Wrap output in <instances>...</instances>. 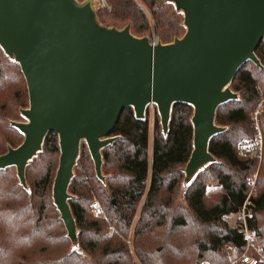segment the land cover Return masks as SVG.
<instances>
[{
  "label": "trees",
  "instance_id": "16d2710c",
  "mask_svg": "<svg viewBox=\"0 0 264 264\" xmlns=\"http://www.w3.org/2000/svg\"><path fill=\"white\" fill-rule=\"evenodd\" d=\"M108 2L111 9L102 7L103 15L131 21L138 37L155 32L170 43L183 29L184 18L168 0ZM256 54L262 66L244 63L230 84L239 97L217 110L215 122L225 129L210 141L215 161L187 183L182 203L177 196L193 150V106L183 102L174 104L168 132L158 115L151 119L150 109L141 119L133 107L125 108L111 133L117 139L102 149L104 181L96 175L88 146L81 144L69 186L77 248L53 198L57 133L47 134L40 155L26 167L27 187L15 166L1 169L0 264H231L246 241L227 217L248 199V228L264 251V153L261 161L238 155L240 143L253 135L251 113L264 92V39ZM28 100L20 64L0 46V154L24 141L12 122L21 121ZM261 124L264 133V114ZM95 201L106 216L95 212Z\"/></svg>",
  "mask_w": 264,
  "mask_h": 264
},
{
  "label": "water",
  "instance_id": "95a60500",
  "mask_svg": "<svg viewBox=\"0 0 264 264\" xmlns=\"http://www.w3.org/2000/svg\"><path fill=\"white\" fill-rule=\"evenodd\" d=\"M184 14L186 32L170 43L153 44L100 22L93 0H0V46L24 73L29 107L14 121L25 136L0 154V170L15 166L27 187L26 167L57 133L59 166L53 198L67 235L77 245L78 229L69 200L74 167L85 142L96 175H103L102 149L112 144L123 110L145 118L156 104L164 132L173 106H193V150L185 167L187 184L215 161L211 139L220 105L239 97L230 88L247 61L262 66L256 49L264 39V0H168Z\"/></svg>",
  "mask_w": 264,
  "mask_h": 264
},
{
  "label": "built area",
  "instance_id": "2783aa9c",
  "mask_svg": "<svg viewBox=\"0 0 264 264\" xmlns=\"http://www.w3.org/2000/svg\"><path fill=\"white\" fill-rule=\"evenodd\" d=\"M99 1L103 8H111L107 0ZM150 39L153 44L159 42L155 37ZM263 114L264 92L261 91V95L251 113V123L254 131L253 135L251 138H247L240 143L238 147L239 156L243 158L257 159L258 161L262 160L264 153V133L261 124V117ZM250 204L251 201L248 199L243 208L237 212L239 214L240 222L235 227H238L239 231L243 234L246 241V249L239 257L234 259L231 264H264V251L255 245V234L248 228L247 224V218L251 215V208L248 207ZM93 208L97 214H105L104 208L99 201L93 202ZM227 248L232 250L233 246H228Z\"/></svg>",
  "mask_w": 264,
  "mask_h": 264
},
{
  "label": "rangeland",
  "instance_id": "374dc122",
  "mask_svg": "<svg viewBox=\"0 0 264 264\" xmlns=\"http://www.w3.org/2000/svg\"><path fill=\"white\" fill-rule=\"evenodd\" d=\"M79 1H84V0H79ZM98 1V7H97V11H98V15H99V19H100V22L103 23L104 25L106 26H109V27H116L118 29H123L125 28L127 25H130V22L129 20H121V19H114V18H109V17H105L103 15V12L101 11L102 8V4L100 3L99 0ZM108 1V0H107ZM109 3V2H108ZM110 5V4H109ZM171 5L174 9H176L175 7V4L173 2H171ZM111 7V5H110ZM111 9V8H110ZM108 9V10H110ZM179 15L180 17L183 19L184 18V14L182 11H179ZM183 22V21H182ZM132 32V30H131ZM186 32V26L184 25V22H183V29L181 30V33L178 34V35H175L172 37V41H174V38L175 37H182L184 35V33ZM149 36L150 38H156L158 39L159 41H163V39L161 38V36L155 32L151 33H147L146 36ZM163 43V42H162ZM27 106H29V100H28V104ZM149 109H150V116H151V119L158 115L159 119H160V116H159V112H158V108H157V105L156 104H151L149 106ZM27 119L21 114V121H26ZM23 140H24V136H23ZM83 143V142H82ZM87 146V144H86ZM88 148V147H87ZM40 155V154H39ZM39 155H37L36 157H38ZM35 160V157L32 161H30V164L33 163ZM56 167V170L58 169V166H59V157L57 159V161L55 162V165ZM15 170H16V167H15ZM36 171V170H34ZM258 174H259V167H257V170L251 175V190L250 192L252 194H255L256 193V188H257V184H256V181H257V178H258ZM254 180V181H253ZM253 181V182H252ZM186 186L187 184H183L181 185V188H180V193L179 195L177 196L178 198V201L179 202H183L184 201V194L186 192ZM105 211V210H104ZM104 216H106V213L104 214ZM227 220L229 222V225L232 226V227H235L238 225V223L240 222V218H239V214L238 213H233V214H230L228 217H227ZM75 248H77V245L74 246Z\"/></svg>",
  "mask_w": 264,
  "mask_h": 264
},
{
  "label": "bare ground",
  "instance_id": "6f19581e",
  "mask_svg": "<svg viewBox=\"0 0 264 264\" xmlns=\"http://www.w3.org/2000/svg\"><path fill=\"white\" fill-rule=\"evenodd\" d=\"M92 6H93L94 9H97V7H98V1L97 0H93Z\"/></svg>",
  "mask_w": 264,
  "mask_h": 264
}]
</instances>
